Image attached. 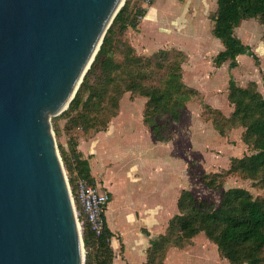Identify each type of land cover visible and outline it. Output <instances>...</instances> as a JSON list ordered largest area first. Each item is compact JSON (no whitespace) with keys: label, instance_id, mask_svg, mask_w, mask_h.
<instances>
[{"label":"water","instance_id":"1","mask_svg":"<svg viewBox=\"0 0 264 264\" xmlns=\"http://www.w3.org/2000/svg\"><path fill=\"white\" fill-rule=\"evenodd\" d=\"M125 0H0V264H83L50 117Z\"/></svg>","mask_w":264,"mask_h":264},{"label":"rangeland","instance_id":"2","mask_svg":"<svg viewBox=\"0 0 264 264\" xmlns=\"http://www.w3.org/2000/svg\"><path fill=\"white\" fill-rule=\"evenodd\" d=\"M135 4L142 6L140 0H130V6ZM250 27L251 32L249 28L246 30L241 27L237 29V34L241 36L242 41L249 40L252 43L258 57L257 62L244 54L237 66L231 67L227 62L219 69L212 63L214 55L187 56L172 47L151 53L137 51L130 44L132 27H127L124 31L116 29L112 36L110 58L113 64L124 67L118 71H109L107 75L98 66L94 68L89 74V81L83 86L80 85L82 77L76 89L82 98V106L77 112L68 120L59 114L50 117L55 143L69 183L73 185L70 177L73 176L74 169L70 172L66 168V163L62 160V150L69 154L71 142L92 139L100 131L107 130L111 119L116 116L120 133L126 134V130L130 128V112L134 113L138 123L143 121V125L148 127L143 119L147 97L141 94V88L163 90L170 74L174 71L176 73V69L180 68L181 76L178 80H173V84L178 85L182 79L195 93L186 97L180 117L172 124L173 132L166 143L168 152L174 151L175 162L182 170L183 189L188 190L193 201L196 204L200 202L205 211L218 207L223 193L230 189H243L252 199L264 198V170L249 174L246 165L241 163V159L257 151L253 147V138L246 137V125L240 121L238 115L233 114L236 106L228 98L230 80L235 85L256 92L264 98L262 25L255 20ZM135 55L139 57L132 59ZM90 67L91 64L88 69ZM174 77H178L177 74ZM130 83L139 86H134L132 91L126 90ZM193 83L199 85L200 91L191 86ZM168 103H171L170 99ZM81 114H85L88 120ZM167 120L166 113H161L156 118V122L164 123ZM148 121L151 122L149 119ZM68 160L72 161L69 155ZM98 189L102 190L100 186ZM190 211V201L184 200L180 214ZM78 217L82 237L85 222L81 212ZM164 232L165 230L161 234ZM178 232V227L173 233L170 229L167 230V236L171 235V240L167 238L170 245L165 248L162 261L158 264H233L220 254L217 245L206 236L204 230L184 241L181 246L174 245L172 241L176 240ZM156 233L151 235L150 241L158 237ZM115 235L120 237L118 232ZM86 254L89 256L86 257ZM260 256L264 257V248ZM96 258L93 247L86 248L83 244V264H95Z\"/></svg>","mask_w":264,"mask_h":264},{"label":"trees","instance_id":"3","mask_svg":"<svg viewBox=\"0 0 264 264\" xmlns=\"http://www.w3.org/2000/svg\"><path fill=\"white\" fill-rule=\"evenodd\" d=\"M143 15L144 9H141L140 5L130 6V0L124 1L123 6L107 28L102 43L91 62V67L83 76L80 85L83 86L89 81V74L97 66L105 75L109 71H118L124 67L122 65L120 68L119 64L111 62L112 36L116 29L124 31L127 27L136 28L139 18ZM249 17L258 18L263 26L264 36V0H217L216 11L211 16L212 32L221 40L224 48L213 57L215 66L218 67L227 60L231 67L236 66L238 54H247L257 62L258 57L251 47L234 34V28L240 21ZM159 51H164V49ZM136 56L138 55L132 59H136ZM176 74L178 77H174ZM180 76V68H178L176 73L174 71L170 74L166 87L161 91H158L157 88L151 90L141 88V94L147 97L143 111L144 122L148 125L150 132L162 141L167 140L172 134V124L178 121L186 97L195 93L194 89L186 86L182 79L179 80L178 85L173 84V80H178ZM174 82L177 83V81ZM134 86L139 85L130 83L125 89L132 91ZM228 86V98L236 106L233 114L238 115L240 121L242 120V123L246 125L245 135L248 139L253 138V147L257 150L249 157L241 159V163L246 165V171L249 174L264 170V98L256 92L235 85L232 80L228 82ZM169 99L171 103H168ZM81 106V94L77 91L68 107L59 115L68 120ZM161 113H166L168 117L164 123L156 122V118ZM81 115L88 120L85 114ZM71 143L69 154L62 150V160L66 163V168L70 172L74 169L80 176L90 178L88 160L82 158L81 153L77 150V142ZM68 155L72 157L71 162L68 160ZM70 180L73 182V176L70 177ZM184 200L190 201L192 211L180 214ZM199 203L196 204L193 201L192 194L188 190L182 189L177 200L178 213L169 219L165 232L150 241V245L146 249L144 264H158L162 261L165 248L170 245L167 238L171 240V235L167 236L166 232L170 229V232L173 233L177 231V227L179 232L176 234L178 235L176 240H172L176 246L183 245L184 241L204 230L206 236L217 245L220 254L231 263L264 264V257L260 256L264 248V198L252 199L243 189H230L223 193L219 206L210 211H205V208L203 209ZM84 222L83 244L86 248L93 247L97 257L95 264H113V250L107 240L112 236L109 228L105 225L104 234L95 238L85 219ZM87 256L89 254H86Z\"/></svg>","mask_w":264,"mask_h":264},{"label":"crops","instance_id":"4","mask_svg":"<svg viewBox=\"0 0 264 264\" xmlns=\"http://www.w3.org/2000/svg\"><path fill=\"white\" fill-rule=\"evenodd\" d=\"M216 8L217 0H152L144 6L136 28H130V44L146 53L172 47L187 56H215L224 48L212 32L211 16ZM255 20L258 18L242 19L234 28L235 36L242 41L237 29L251 32L250 24ZM242 42L255 53L249 40ZM242 55L236 56L237 65ZM191 86L200 88L196 83ZM117 118L92 139H78L76 148L88 160L91 180L109 195L104 216L112 233L113 264H144L151 235L157 232L159 236L166 230L168 219L178 213L184 178L166 140L156 138L132 112L130 128L121 134Z\"/></svg>","mask_w":264,"mask_h":264},{"label":"built area","instance_id":"5","mask_svg":"<svg viewBox=\"0 0 264 264\" xmlns=\"http://www.w3.org/2000/svg\"><path fill=\"white\" fill-rule=\"evenodd\" d=\"M144 9L152 0H140ZM67 184L72 200L74 212L80 227L78 214L81 212L89 229L93 232L95 238H99L104 234L105 229V209L109 201V195L106 191L98 189V186L88 177L80 176L74 170L73 185ZM79 211V212H78ZM107 240H111L107 238Z\"/></svg>","mask_w":264,"mask_h":264}]
</instances>
